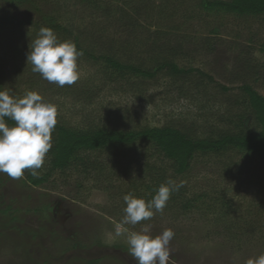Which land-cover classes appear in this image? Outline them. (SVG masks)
I'll return each mask as SVG.
<instances>
[{"label":"rangeland","instance_id":"obj_1","mask_svg":"<svg viewBox=\"0 0 264 264\" xmlns=\"http://www.w3.org/2000/svg\"><path fill=\"white\" fill-rule=\"evenodd\" d=\"M200 2L0 0V90L15 97L39 93L56 106L57 123L74 128L170 125L215 137L237 130L244 113L240 127L256 132L238 87L249 84L264 96V14L209 12ZM7 16L24 23L12 26ZM56 24L65 28L53 29L60 41L76 39L86 51L71 86L49 83L27 64L39 29ZM103 54L148 67L171 60L213 81L196 73L122 78L90 57ZM86 154L84 166L49 172L40 184L30 182L27 169L19 179L0 173V264H137L127 236L145 224L152 236L174 232L168 264H247L264 254V163L256 156L196 153L186 173L177 175L143 144L130 153L114 148ZM145 163L182 190L150 220L125 225L123 197L152 193ZM47 170L46 156L37 176Z\"/></svg>","mask_w":264,"mask_h":264},{"label":"trees","instance_id":"obj_2","mask_svg":"<svg viewBox=\"0 0 264 264\" xmlns=\"http://www.w3.org/2000/svg\"><path fill=\"white\" fill-rule=\"evenodd\" d=\"M201 7L206 11H223L237 15L258 16L264 14V0H201ZM52 19V18H51ZM5 21L12 26H21L24 21L15 16H7ZM60 25H53L52 29L59 30ZM65 30V28H63ZM216 28L212 32H216ZM78 50L77 40L73 41ZM91 58L102 60L111 71L119 74L120 77L128 78H151L161 72L172 78L187 76L196 73L206 77L209 81L213 78L193 67H180L174 61L163 60L155 62L151 66L135 65L124 63L109 54L99 56L90 55ZM221 89L229 90L230 87L220 85ZM243 95L246 111L251 114L254 123L259 129L256 132H249L248 128H241L245 114H239V127L237 130L226 129L219 132L215 137H196L181 129L170 126L144 127L140 130L114 129L109 127L95 128H74L57 123L52 133V148L47 156L48 170L40 176L34 177L28 174L32 184H40L44 181L49 172L55 170L64 171L71 166L85 165L87 160L86 152L111 150L120 148L124 152H135L141 144L155 149L159 155L170 162V168L177 175H182L190 167V161L196 153H220L227 150H237L252 154L264 163V96L254 90L249 84H242L238 87ZM7 119V118H6ZM8 124H14L8 120ZM151 163V162H150ZM145 163L150 171L149 179H146V187L152 190L147 197L133 193L136 198H142L146 202L152 199L161 184H166L170 178H166L163 171H159L153 164ZM156 168V169H155ZM177 185H180L179 183ZM178 190L171 193L170 198H176ZM184 206H187L186 204ZM188 206H190L188 204Z\"/></svg>","mask_w":264,"mask_h":264},{"label":"clouds","instance_id":"obj_3","mask_svg":"<svg viewBox=\"0 0 264 264\" xmlns=\"http://www.w3.org/2000/svg\"><path fill=\"white\" fill-rule=\"evenodd\" d=\"M83 55L75 43L60 41L54 30L41 27L30 43L27 64L32 72L60 87L71 86L79 79L78 58ZM7 118V119H6ZM8 120L14 122L9 125ZM57 124V108L34 91L23 97H15L9 91L0 90V173L19 179L24 170L37 176L45 163L46 154L52 148V133ZM169 180L161 184L153 198L145 201L131 193L123 197L125 207L122 223L137 225L150 220L156 212H163L171 193L181 187ZM120 235V232H117ZM171 229L152 236L145 224L139 232L127 236L129 254L137 264H168ZM247 264H264V254L250 258Z\"/></svg>","mask_w":264,"mask_h":264}]
</instances>
